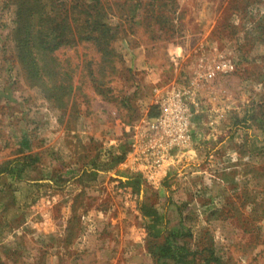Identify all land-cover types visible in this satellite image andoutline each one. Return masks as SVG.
Instances as JSON below:
<instances>
[{
  "label": "rangeland",
  "instance_id": "rangeland-1",
  "mask_svg": "<svg viewBox=\"0 0 264 264\" xmlns=\"http://www.w3.org/2000/svg\"><path fill=\"white\" fill-rule=\"evenodd\" d=\"M171 85L193 143L153 181L129 127ZM169 238L177 264H264V0H0V264H166Z\"/></svg>",
  "mask_w": 264,
  "mask_h": 264
},
{
  "label": "built area",
  "instance_id": "built-area-1",
  "mask_svg": "<svg viewBox=\"0 0 264 264\" xmlns=\"http://www.w3.org/2000/svg\"><path fill=\"white\" fill-rule=\"evenodd\" d=\"M220 68L225 72H234L237 66L233 61L226 60L220 64ZM162 92L156 102V115L129 127L130 158L134 170L153 181L174 153L191 147L192 105L197 104L192 86L171 85ZM122 190L132 191L124 186L119 189ZM146 233V229L140 228L137 234L143 241Z\"/></svg>",
  "mask_w": 264,
  "mask_h": 264
},
{
  "label": "crops",
  "instance_id": "crops-1",
  "mask_svg": "<svg viewBox=\"0 0 264 264\" xmlns=\"http://www.w3.org/2000/svg\"><path fill=\"white\" fill-rule=\"evenodd\" d=\"M58 172L61 173V174L63 173L61 168H60V170L59 169L57 170V174H58ZM88 200L91 201L90 198H88ZM88 211H89V215H91L93 217V224L91 226L92 227L91 230L86 231V233L88 234V236H86V238H88L91 241V239L93 240L94 237L98 234L95 231V227H96V229L98 231V230L101 229V227L105 226L104 225L105 223L101 224V223H99V221H100V218L101 219H106V213H104L102 211H98V209H95L94 206L92 208H90V210H88ZM58 221L60 222V220H58ZM58 221L55 222L56 226H57V222ZM60 224H61V222H60ZM114 229H115V227H113L111 230H113L112 233L114 234V236L116 238V244H115L116 247H115V249L123 250L125 248H128L129 247L128 243H130L129 235L122 228L117 229V230H114ZM83 234L86 235L85 232ZM113 234H111V235H113ZM132 258H133L132 262H134V264H154L155 262H157L148 253H144V254H141V255L139 254V256H134ZM163 260H164V262L166 264H172V263L173 264H177L178 263L174 259H163Z\"/></svg>",
  "mask_w": 264,
  "mask_h": 264
},
{
  "label": "trees",
  "instance_id": "trees-1",
  "mask_svg": "<svg viewBox=\"0 0 264 264\" xmlns=\"http://www.w3.org/2000/svg\"><path fill=\"white\" fill-rule=\"evenodd\" d=\"M171 1V3L175 4L177 2V0H169ZM179 18V17H178ZM89 22V21H87ZM94 26H96L95 32L98 33L99 35H101L102 37H106L109 36L111 34L110 29H106L105 24H102L100 21H96L94 20V22L92 23ZM20 29L22 30V27L20 26ZM141 177L140 176H136V177H130L127 181V184L133 188H138L139 185L141 184ZM174 239V238H173ZM166 246H161L160 249L165 250V253H163V255L161 256L162 259H174L177 262H181L183 259H180L177 255L179 251H187L189 250L188 247L186 248V245H178L177 242L171 240V238L168 239V242ZM159 248V247H158ZM165 248V249H164ZM156 254V253H155ZM206 263H208V259H205Z\"/></svg>",
  "mask_w": 264,
  "mask_h": 264
}]
</instances>
